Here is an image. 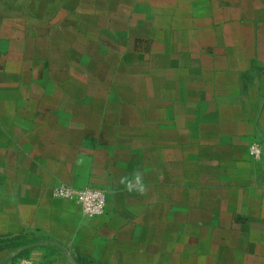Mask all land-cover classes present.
I'll list each match as a JSON object with an SVG mask.
<instances>
[{"label": "crops", "instance_id": "0c3cea01", "mask_svg": "<svg viewBox=\"0 0 264 264\" xmlns=\"http://www.w3.org/2000/svg\"><path fill=\"white\" fill-rule=\"evenodd\" d=\"M22 234L34 264H264V0H0V236Z\"/></svg>", "mask_w": 264, "mask_h": 264}, {"label": "built area", "instance_id": "2783aa9c", "mask_svg": "<svg viewBox=\"0 0 264 264\" xmlns=\"http://www.w3.org/2000/svg\"><path fill=\"white\" fill-rule=\"evenodd\" d=\"M250 149L254 158L262 159L263 148L259 143H253ZM53 195L57 198L76 201L90 217L101 216L106 212L107 194L101 189L90 187L76 189L70 185L62 184L54 188ZM16 264H34V261L31 258H20Z\"/></svg>", "mask_w": 264, "mask_h": 264}, {"label": "trees", "instance_id": "16d2710c", "mask_svg": "<svg viewBox=\"0 0 264 264\" xmlns=\"http://www.w3.org/2000/svg\"><path fill=\"white\" fill-rule=\"evenodd\" d=\"M38 242L39 239L28 234L0 236V252H17L10 260L12 264H16L20 258H29L31 251ZM77 262L79 264H100L85 256L79 257Z\"/></svg>", "mask_w": 264, "mask_h": 264}, {"label": "clouds", "instance_id": "9594fccd", "mask_svg": "<svg viewBox=\"0 0 264 264\" xmlns=\"http://www.w3.org/2000/svg\"><path fill=\"white\" fill-rule=\"evenodd\" d=\"M128 190L131 191L132 188H131V187H128ZM138 190H139L141 193H143V192L145 191V188H144L143 185H141V186L138 188Z\"/></svg>", "mask_w": 264, "mask_h": 264}, {"label": "water", "instance_id": "95a60500", "mask_svg": "<svg viewBox=\"0 0 264 264\" xmlns=\"http://www.w3.org/2000/svg\"><path fill=\"white\" fill-rule=\"evenodd\" d=\"M12 257H13V256H11V258H12ZM11 258H10V259H11Z\"/></svg>", "mask_w": 264, "mask_h": 264}]
</instances>
